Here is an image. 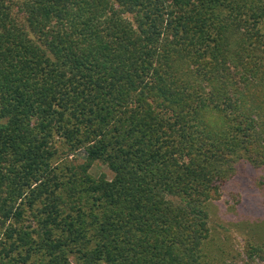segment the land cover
<instances>
[{
	"label": "trees",
	"instance_id": "16d2710c",
	"mask_svg": "<svg viewBox=\"0 0 264 264\" xmlns=\"http://www.w3.org/2000/svg\"><path fill=\"white\" fill-rule=\"evenodd\" d=\"M235 164L264 171V0H0V264H205Z\"/></svg>",
	"mask_w": 264,
	"mask_h": 264
},
{
	"label": "rangeland",
	"instance_id": "374dc122",
	"mask_svg": "<svg viewBox=\"0 0 264 264\" xmlns=\"http://www.w3.org/2000/svg\"><path fill=\"white\" fill-rule=\"evenodd\" d=\"M74 160V157H71ZM77 163H83L79 154ZM95 178L113 177L107 166L95 163ZM210 236L205 264H264V171L235 164L232 177L210 205Z\"/></svg>",
	"mask_w": 264,
	"mask_h": 264
}]
</instances>
